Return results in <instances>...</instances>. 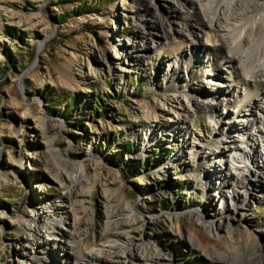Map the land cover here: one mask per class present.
<instances>
[{
	"label": "rangeland",
	"instance_id": "obj_1",
	"mask_svg": "<svg viewBox=\"0 0 264 264\" xmlns=\"http://www.w3.org/2000/svg\"><path fill=\"white\" fill-rule=\"evenodd\" d=\"M183 3L180 11L174 0H0V264H32L40 258L28 241L32 237L19 228L21 221L35 225L39 210L45 221H58L64 232L71 222L83 231L77 247L83 261L92 250L115 241L119 246L110 259L118 253L122 257L103 263L138 264L125 244L134 247L151 240L168 264H213L207 253L214 250L232 258L235 247L243 254L254 247L256 261L264 264V195L259 187L256 196L247 197L249 205L215 236L206 223L217 222L235 201L230 192L228 201L212 197L209 184L220 180L208 173L196 182L190 179L205 167L195 159L194 148L189 149L191 140L207 157L204 165L222 169L231 141L242 142L245 121L236 103L215 100L218 113L203 111L192 121L182 118L184 109L173 87L167 86L183 50L195 65L181 71L175 82L186 106L192 108L190 84L199 98L198 89L206 95L216 91L222 98L227 77L242 88L224 55L221 75H215L209 62L213 56L192 52L189 31L197 33L201 43L206 42L204 33L212 34V45L218 43L220 31L199 28L203 13L191 7L190 0ZM143 15L152 22L147 28L166 30L169 38H139ZM190 20L195 27L188 25ZM13 30L25 41L10 35ZM137 44L140 61L131 48ZM198 72H203L200 85L194 78ZM257 114L264 120V113ZM158 125L182 131L174 140ZM257 125L261 123L253 127L250 122L249 131H256ZM42 126L44 136L39 133ZM148 135H156L150 144ZM215 137L219 145L208 144ZM127 145L133 151H124ZM228 168L237 175L230 162ZM73 185L82 192L67 199L64 193ZM130 205L141 214L139 219L131 216ZM191 209L201 215L188 218ZM118 218L111 225L109 221ZM49 233L41 227L58 253L71 255ZM188 240L195 245L189 246ZM52 263L68 264L61 257Z\"/></svg>",
	"mask_w": 264,
	"mask_h": 264
},
{
	"label": "bare ground",
	"instance_id": "obj_2",
	"mask_svg": "<svg viewBox=\"0 0 264 264\" xmlns=\"http://www.w3.org/2000/svg\"><path fill=\"white\" fill-rule=\"evenodd\" d=\"M183 4V0H174V6L180 11L184 8ZM190 4L191 7L198 8L203 13L202 25L198 26L199 28H202L203 31L206 29L212 30L218 28L220 31L219 37L216 40L218 43L214 45L210 44V42H212V34L204 33V40L206 42L201 43L199 42V35L189 31V34L191 35L190 38H188L190 49L192 52H204L206 55L210 54L213 56L209 62L211 63V70L214 71L215 75H221L219 63H222L223 60L221 55H224V57L227 58L229 65L234 68V71L237 74L235 76L236 81L240 82L242 85V88L239 89L238 86L231 82V78L227 77L226 80L228 81V87L225 90V93H223L224 96L222 98L217 96L216 91L207 93L206 95L205 91L203 92L198 89V91H196L203 97L199 98L193 94V89L191 90V88L194 87L190 84L189 101L191 102L190 104L192 108L186 106L181 102V97L175 89V82L180 77L179 75L181 74V71L183 72L191 67L193 68L195 65H192V62L186 58L184 50L178 54L177 58H175V65L168 78L167 88H170V86L171 88L173 87L172 90L174 91L175 99L179 101L177 102L179 103V106L184 109L182 111V118L184 121H192V118L196 114L203 111L213 115L218 113L215 110L216 102L221 105L227 104V102L233 104L236 103L235 106L238 105L235 107L237 108L236 110L243 113L241 116L244 118H241V120L243 122L245 121V123L241 126V130L243 131V135H241L242 142L236 143V141H231L228 148L229 155L228 158H226L227 161L223 162L222 165L219 164L222 169H218L216 164H213L212 167H208L206 163L205 165L203 164L208 161L207 157H203V155L199 154L197 147L200 145L195 142L194 139L191 140V145L189 146V149L191 150L194 148V157L195 159H198L197 162L199 165L205 166L204 169L199 168L190 174V179L196 182L202 174L208 173L209 177H216L217 180H220L209 184L211 188L210 191L214 190L212 197H219L222 201L224 199L228 201V198L230 197L235 201L234 208L230 207L232 209L230 210L228 207L225 215H222L217 222L212 221L211 223H206V227L216 236L218 232L228 224L229 220L234 218L239 209L246 208L249 205L247 197L256 196L255 190H257V187H259L260 192L264 195V129L261 126L262 124L264 125V120L257 114L258 110L261 111V113H264L262 110V106L264 105V1L209 0L208 2H203L202 0H190ZM149 22L151 21H148L144 15L140 17L138 25L143 30L136 33L139 38L143 40L148 34L151 36L164 35V38H169L170 33H167L166 30L159 32L160 30L152 27L147 28L146 25ZM188 25H191V27L192 25L193 27L196 26L192 20L188 22ZM131 48L134 49L133 52L136 56L135 61H140L142 58L138 54L140 51L138 44L136 46H131ZM143 52L146 54L145 49ZM196 65L198 64L196 63ZM202 75L203 72L195 74L194 78L198 79V85H200L199 77ZM155 84L156 83L153 82V85ZM157 84H160V82H157ZM161 85L165 86L164 83H161ZM231 91L233 92V97L229 95ZM243 106H245L248 111H251V113H247L246 110L244 111V109H242ZM247 115L251 117L249 118ZM252 117L254 119L250 120ZM219 119L221 120V118ZM250 122L253 123V127L256 122L261 123V125H257L256 131H252L251 133L248 128ZM159 128L163 131L168 130L171 132V137L174 140L178 139L180 131H182L179 129L176 130V128L171 129L169 126L160 125ZM39 133L42 136L45 135L44 126L39 129ZM154 138H156V135H148V137L145 138L147 141L146 143L150 144L154 141ZM209 140L208 144H211V146H218L220 143L218 137ZM229 162L231 163V167L238 172L237 175L233 176L234 173L228 170L230 169L228 168ZM71 176L74 180L79 177V175H76V177L74 175ZM229 176L232 177L231 180H229ZM251 176H254L257 183L254 184ZM238 189L241 190V192ZM81 192L82 190L78 188L76 189L73 185L68 192L64 193V197L71 199L73 194H80ZM227 192H230L231 194L229 197L227 196ZM240 193H245V197L243 198ZM130 209L132 210L131 216H134V219L136 220L139 219L141 214L134 212L133 209H135V207L130 205ZM40 212L41 211L39 210L35 213L33 220L35 225L30 224L27 221H21L19 226L23 233L29 235V239L32 237L31 240H28L31 244L32 250H36V252L40 254V258H37V262L32 264H53L52 261L60 257L67 260L68 264H104L103 260L105 259L117 260L122 257V255L118 253L113 255L114 257L110 259V256H112L111 254L114 252V248L119 246L117 242L110 241L105 243L102 247L92 250L87 255L88 259L85 258L86 261L81 260L83 257L78 253L77 247L78 243L81 241L83 231L75 230L74 223L71 222V225L67 228L68 232H64V228L58 221L51 220L47 222L42 218ZM109 213H113V211L109 210ZM186 215L188 218H191V216H200L201 214L199 210L191 209L188 213L186 212ZM120 220L121 218L114 220L111 219L109 222L112 225L118 223ZM122 220H128V216L123 217ZM41 227H45L46 231L49 230V237L63 242L62 246H66L69 249L68 252H71V255L65 258L68 254L61 255L58 253V251L54 249V246H52L51 242H47V237L41 234ZM226 231L228 232V230ZM188 244H190L189 246H194L195 242L189 241ZM125 245L127 247L126 252H128L129 256H132L138 264H168L166 261V254L159 250L156 243L151 240H148L145 243L136 244L134 247L129 246V244L127 245V243ZM60 251L63 250L61 249ZM254 251V247H252L246 252V254H243L240 253L238 247H235L234 253L236 256L232 258L227 254L214 250L207 253V255L210 257V262L212 261L213 264H258L259 262L256 261L257 256ZM100 256H102V258ZM259 264L263 263L260 262Z\"/></svg>",
	"mask_w": 264,
	"mask_h": 264
},
{
	"label": "trees",
	"instance_id": "obj_3",
	"mask_svg": "<svg viewBox=\"0 0 264 264\" xmlns=\"http://www.w3.org/2000/svg\"><path fill=\"white\" fill-rule=\"evenodd\" d=\"M59 18H60V20H64V15H60ZM12 29H13V28H12ZM9 34L12 35V36H17V37L21 38L22 41H25L24 36L19 35L18 33H16L15 30H13V31H9ZM125 150H132V151H133L131 145H127L126 148L124 149V151H125ZM124 151H123V152H124ZM123 152L120 153L121 156H123Z\"/></svg>",
	"mask_w": 264,
	"mask_h": 264
}]
</instances>
